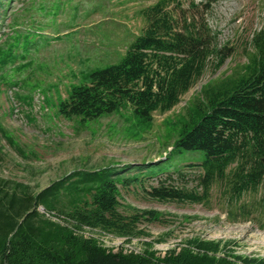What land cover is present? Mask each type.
I'll use <instances>...</instances> for the list:
<instances>
[{"label":"rangeland","instance_id":"374dc122","mask_svg":"<svg viewBox=\"0 0 264 264\" xmlns=\"http://www.w3.org/2000/svg\"><path fill=\"white\" fill-rule=\"evenodd\" d=\"M2 1L7 4L0 9L1 54L14 46L18 58L0 70V123L6 131L0 130L1 178L28 184L36 193L75 170L108 168L120 182L135 178L127 187L118 185L120 212L128 215L136 208L162 213L159 220L139 225L149 233L142 237L154 242L151 249L157 255L165 256L174 248L180 251L188 239L200 237L227 242V252L242 257L264 258L263 184L238 199L231 198L225 183L215 182L201 204L162 202L147 193L171 171L175 185L187 190L197 186L200 168L186 165L202 163L204 152L172 148L182 125H192L193 116L199 118L194 103L202 87L227 75L236 76L248 63L251 39L264 30V0H179L186 10L191 2L202 4L197 15H203L217 35L218 47H226L228 53L219 67L212 58L181 101L165 113L156 111L149 122L127 106L86 122L70 120L58 110L72 85L84 84L89 72L121 61L145 28L140 10L157 0ZM189 108L192 112L187 116ZM178 169L190 175L180 179L174 173ZM197 190L202 192L200 187ZM243 204L249 209L246 213L240 210ZM83 230L109 253H143L138 243L129 247L138 252H126L122 242L112 247L117 244L108 242L106 236L115 237L113 233Z\"/></svg>","mask_w":264,"mask_h":264},{"label":"trees","instance_id":"16d2710c","mask_svg":"<svg viewBox=\"0 0 264 264\" xmlns=\"http://www.w3.org/2000/svg\"><path fill=\"white\" fill-rule=\"evenodd\" d=\"M6 2L0 0V9ZM200 5L191 2L186 10L179 0H157L142 8L145 28L121 61L89 72L84 84L72 85L68 97L61 99L58 113L86 122L127 106L149 122L156 111L173 109L210 60H215V67L222 66L228 53L226 47H218L217 35L203 15H197ZM251 42L253 51L242 71L202 87L194 103L199 118L193 116L192 125H182L172 148L204 152L202 163L185 164L200 168L197 186L187 190L175 185L171 171L147 189L150 198L201 204L215 182L225 183L231 198L238 199L264 185V30L257 31ZM13 48L2 54L0 50V70L18 58ZM0 130L6 134L1 123ZM174 173L180 179L190 175L183 169ZM134 179L120 182L108 168L79 169L35 193L28 184L0 177V264H264V258L227 252L229 246L221 240L195 237L180 251L174 248L165 256L157 255L151 249L154 242L147 241L142 254L125 255L109 253L96 239L76 233L86 225L126 238L148 236L139 225L159 220L160 211L133 208L128 215L119 211L118 185L127 187ZM261 200L264 207V192ZM40 206L63 220L44 216ZM240 210L249 211L245 204Z\"/></svg>","mask_w":264,"mask_h":264},{"label":"built area","instance_id":"2783aa9c","mask_svg":"<svg viewBox=\"0 0 264 264\" xmlns=\"http://www.w3.org/2000/svg\"><path fill=\"white\" fill-rule=\"evenodd\" d=\"M40 209H42L43 211V213H45V215L46 216H48L49 218H51L52 219V217H54L55 219L57 218H61V216H58V215H55V214H53V213H51V214H49L45 209H44V207H42V206H40L39 207V210ZM41 211V210H40ZM52 215V216H51ZM55 219H53V220H55ZM60 220H63V218H61ZM60 220H58V221H60ZM56 221V220H55ZM83 229H85V230H87V232L88 231H99L100 233H102V234H104V235H107V233H106V230H101L99 227H86V225H82L81 226V228H77V230H75L76 231V233L78 234H81L83 237H87V239H91V238H89L88 236L89 235H85L84 233H85V231L83 230ZM104 235L102 236V238L104 237ZM120 237V238H119ZM117 239V240H116ZM106 240L108 241V242H110L111 240H113V242L114 243H116L117 245L116 246H113L112 245V247H114V248H116V247H119L121 244H122V247H123V249H125L126 250V252H132V251H134V252H138V250H135V249H133V250H130V248L129 247H137L136 246V243H138L139 245H140V247H138V249H140V251H144V248L146 247V241H149L147 238H145V237H137V236H133V237H129V238H126L125 236H120V235H116L115 237H112V236H110L109 238L106 236ZM126 240L127 241H129V243H126ZM122 242V243H121ZM121 243V244H120ZM126 245H127V247H126ZM126 248H125V247Z\"/></svg>","mask_w":264,"mask_h":264},{"label":"water","instance_id":"95a60500","mask_svg":"<svg viewBox=\"0 0 264 264\" xmlns=\"http://www.w3.org/2000/svg\"><path fill=\"white\" fill-rule=\"evenodd\" d=\"M263 161H264V159H263Z\"/></svg>","mask_w":264,"mask_h":264}]
</instances>
